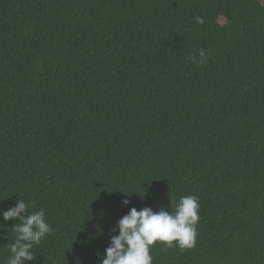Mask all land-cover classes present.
<instances>
[{"label": "trees", "instance_id": "trees-1", "mask_svg": "<svg viewBox=\"0 0 264 264\" xmlns=\"http://www.w3.org/2000/svg\"><path fill=\"white\" fill-rule=\"evenodd\" d=\"M190 195L195 247L153 264H264V0H0V264L18 199L52 228L24 264H101Z\"/></svg>", "mask_w": 264, "mask_h": 264}, {"label": "clouds", "instance_id": "clouds-1", "mask_svg": "<svg viewBox=\"0 0 264 264\" xmlns=\"http://www.w3.org/2000/svg\"><path fill=\"white\" fill-rule=\"evenodd\" d=\"M195 20L200 24L204 22L199 16ZM189 59L197 65H205L208 61L203 49L199 51V57L193 54ZM130 203L127 198L122 201L124 206ZM30 206V201L18 199L13 207L2 212L5 222L15 221L12 226L16 234L15 241L8 245L10 255L6 264L33 261L34 245H39L52 231L44 210L28 214ZM199 208L198 198L191 195L180 197L171 213L165 207H160L159 211H153L151 207L140 210L131 207L113 227L112 232L118 234L111 235L101 264H153L151 249L157 244L166 248L178 247L182 251L194 248Z\"/></svg>", "mask_w": 264, "mask_h": 264}]
</instances>
